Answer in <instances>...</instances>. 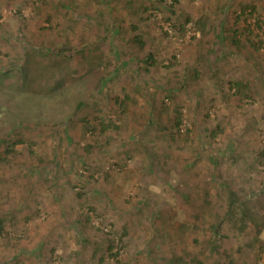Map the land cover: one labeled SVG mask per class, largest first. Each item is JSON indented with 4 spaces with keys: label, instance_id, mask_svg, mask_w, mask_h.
I'll return each mask as SVG.
<instances>
[{
    "label": "rangeland",
    "instance_id": "obj_1",
    "mask_svg": "<svg viewBox=\"0 0 264 264\" xmlns=\"http://www.w3.org/2000/svg\"><path fill=\"white\" fill-rule=\"evenodd\" d=\"M0 264H264V0H0Z\"/></svg>",
    "mask_w": 264,
    "mask_h": 264
},
{
    "label": "trees",
    "instance_id": "obj_2",
    "mask_svg": "<svg viewBox=\"0 0 264 264\" xmlns=\"http://www.w3.org/2000/svg\"><path fill=\"white\" fill-rule=\"evenodd\" d=\"M174 1L175 2H178V0H174ZM251 7L254 8V6H251ZM150 8H152V5H150L149 7L148 6H144L143 7L144 10H147V9H150ZM156 9L158 10L157 7H156ZM246 9H247V6H243L242 9H241V12L244 13ZM77 14L78 13H76L75 15H77ZM80 14L81 13H79V17H80ZM186 20L187 21L189 20V16H185L184 17V22ZM255 25H257L258 27H261V21H260L259 17H256L255 18ZM179 26L182 27L183 26V23H179ZM133 27H135V26H133ZM247 30H248V32H251L250 29L247 28ZM237 32H238V29L237 30H234V33H237ZM133 38H134L135 43H139V45H142V43H143L142 37H140L139 35L135 34ZM24 43H25L24 49L26 48L25 50H27V49L30 48L31 50L34 51L33 54L31 53L32 55L29 52L30 50H28V52H29V53L27 52L28 54L26 53L27 55H26L25 58H26V60H29V63L33 62L34 60H38V62H44L43 61V58H45L44 56L46 55V53H40V51L36 50L37 48H35L33 46V44L29 43L26 40H25ZM50 50H51L50 48H48V50H47V52H48L47 60H49L50 58L53 59L56 56V58L62 59V65L61 64L60 65L55 64L53 66V65H51V63L48 64L47 62L45 64H38L39 67H41V68H44L45 67L44 68V75H46V73L49 72V70H48L49 67H52L53 68V72L57 75L56 81L54 82V85L55 86L56 85L59 86L56 90L62 89L63 91L64 90L68 91L70 88L68 86H64L65 85V81L68 78L69 81L72 80V83H74L75 86L78 84V86L81 88V91H82L81 96L84 97L86 95V90L83 89V87H84L83 84L86 82V79L83 78L82 75L76 74L77 71L74 69V67L69 66L68 61L70 60V57H69L70 54L67 55L65 53V51H69V48H66V47H63V48L58 47L55 50L52 49L51 52H50ZM29 54L31 55V62H30V59H29V57H30ZM102 56H103V54H100L98 56L99 62H101ZM18 62H20V60ZM99 62L93 63V61L91 59V60H89V63H87L86 65L89 66V67H93V66L98 65ZM145 62H146L147 65H152L153 63L156 62V59L154 58L153 53H148L146 55ZM23 68H24V66H23ZM45 71H46V73H45ZM23 76H24L23 77L24 78L23 79V83H24V82H26V80H25V76L26 75H23ZM71 76H72V78H71ZM104 82H105V78H101L100 83H104ZM231 84L238 86L237 83H231ZM82 85H83V87H82ZM243 86L245 87V84ZM129 100H132V99L127 94L122 99H120V100H118L117 98H115V102L118 104V106L122 110H124L126 108L127 102ZM84 102H85L84 101V98H81L80 101L77 103V108L79 109L84 104ZM180 121H181L180 112L177 110L176 111V117H175V123H176V125H178V123H180ZM108 126H109L108 124L107 125H104L102 128H100V132L102 133L103 131H105V128H108ZM212 135H216V131H212ZM3 140H6V139H2V141ZM23 142H25L23 139H17V140H14V141L10 142L9 145L5 149V152L7 154L10 153V152L13 153L15 151V149H14L15 144L23 143ZM29 144L32 145V142L30 141ZM87 147L89 148V147H91V145H88ZM229 210H231V209L229 208ZM225 214H229V213L226 211ZM219 222H220V219L216 223H214V225H213L214 230H217L216 227H217V225H218ZM111 248H112V244L109 245V250Z\"/></svg>",
    "mask_w": 264,
    "mask_h": 264
}]
</instances>
